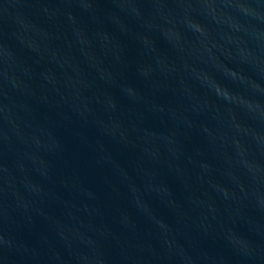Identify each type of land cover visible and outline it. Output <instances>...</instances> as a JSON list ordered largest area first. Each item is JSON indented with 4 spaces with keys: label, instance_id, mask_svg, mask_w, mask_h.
Here are the masks:
<instances>
[{
    "label": "water",
    "instance_id": "obj_1",
    "mask_svg": "<svg viewBox=\"0 0 264 264\" xmlns=\"http://www.w3.org/2000/svg\"><path fill=\"white\" fill-rule=\"evenodd\" d=\"M0 264H264V0H0Z\"/></svg>",
    "mask_w": 264,
    "mask_h": 264
}]
</instances>
